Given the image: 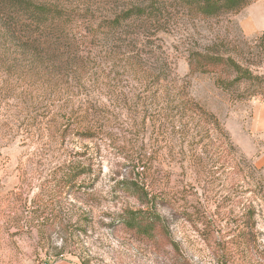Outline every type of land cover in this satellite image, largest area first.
Masks as SVG:
<instances>
[{
	"label": "rangeland",
	"instance_id": "1",
	"mask_svg": "<svg viewBox=\"0 0 264 264\" xmlns=\"http://www.w3.org/2000/svg\"><path fill=\"white\" fill-rule=\"evenodd\" d=\"M36 1L68 23L42 45L0 30V264H264V0H171L122 35L104 24L152 0ZM195 53L258 79L192 74ZM132 183L157 235L126 225L149 216Z\"/></svg>",
	"mask_w": 264,
	"mask_h": 264
},
{
	"label": "trees",
	"instance_id": "2",
	"mask_svg": "<svg viewBox=\"0 0 264 264\" xmlns=\"http://www.w3.org/2000/svg\"><path fill=\"white\" fill-rule=\"evenodd\" d=\"M171 0H152L148 6H136L127 10L125 13L108 20L104 25L114 35H122L126 30L132 27L134 18L143 20L145 23L158 21L161 22L163 15L167 13V4ZM183 7L193 9L199 15L216 16L224 12H238L248 6L250 0H180ZM67 13L51 4H44L36 0H0V30L1 35L10 44H16L21 39H26L24 44L28 45V41L33 39L42 44H49L46 39H51L55 35L62 33L67 24ZM160 19V20H159ZM165 20V19H164ZM59 32V33H58ZM190 70L192 74H221L228 71L233 75L237 73L236 83L243 81L253 82L255 78L249 71L243 70L235 61L224 59L215 55L195 53L190 59ZM218 85L224 89L226 83L222 78L218 80ZM197 109L204 115L214 121V125L221 130V124L216 116L207 113L200 105H196ZM232 148H234L231 145ZM147 200L149 207L146 218H138L134 214L127 219L126 225L130 229H146L147 233L157 235L158 220L152 215V209L155 207L157 197L151 195L145 189V186L138 184H129Z\"/></svg>",
	"mask_w": 264,
	"mask_h": 264
}]
</instances>
